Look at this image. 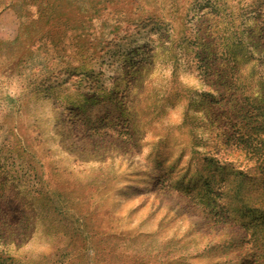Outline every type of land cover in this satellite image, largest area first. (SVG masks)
<instances>
[{"label": "rangeland", "instance_id": "obj_1", "mask_svg": "<svg viewBox=\"0 0 264 264\" xmlns=\"http://www.w3.org/2000/svg\"><path fill=\"white\" fill-rule=\"evenodd\" d=\"M264 0H0V264H263Z\"/></svg>", "mask_w": 264, "mask_h": 264}, {"label": "trees", "instance_id": "obj_2", "mask_svg": "<svg viewBox=\"0 0 264 264\" xmlns=\"http://www.w3.org/2000/svg\"><path fill=\"white\" fill-rule=\"evenodd\" d=\"M264 264V263H263Z\"/></svg>", "mask_w": 264, "mask_h": 264}]
</instances>
